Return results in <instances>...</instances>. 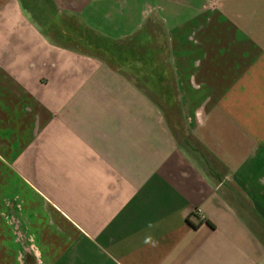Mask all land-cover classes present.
Instances as JSON below:
<instances>
[{"label": "crops", "instance_id": "obj_1", "mask_svg": "<svg viewBox=\"0 0 264 264\" xmlns=\"http://www.w3.org/2000/svg\"><path fill=\"white\" fill-rule=\"evenodd\" d=\"M0 264H264V0H0Z\"/></svg>", "mask_w": 264, "mask_h": 264}, {"label": "rangeland", "instance_id": "obj_2", "mask_svg": "<svg viewBox=\"0 0 264 264\" xmlns=\"http://www.w3.org/2000/svg\"><path fill=\"white\" fill-rule=\"evenodd\" d=\"M121 46V48H120V50H118V51H116V52H118V55H117V57L118 56H120V52H121V54L123 55V56H127L128 54H126V52H125V50H124V45H120ZM110 51H113L112 49H110ZM143 53H146V55H150L151 53L149 52V50L148 49H144L143 50ZM131 54H133V52H131ZM129 57L130 56H128V58H126V59H122V60H120V65L123 67V66H125V67H127L126 65L128 64V62L130 61L129 60ZM148 65V64H147Z\"/></svg>", "mask_w": 264, "mask_h": 264}]
</instances>
